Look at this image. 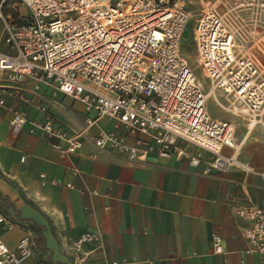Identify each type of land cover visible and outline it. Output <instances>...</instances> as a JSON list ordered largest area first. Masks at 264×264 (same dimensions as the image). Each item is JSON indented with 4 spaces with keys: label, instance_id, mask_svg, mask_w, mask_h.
I'll list each match as a JSON object with an SVG mask.
<instances>
[{
    "label": "built area",
    "instance_id": "built-area-1",
    "mask_svg": "<svg viewBox=\"0 0 264 264\" xmlns=\"http://www.w3.org/2000/svg\"><path fill=\"white\" fill-rule=\"evenodd\" d=\"M189 18L184 0H0V108L33 82L38 95L45 85L93 113L87 127L100 118L114 123L112 131L94 136L77 128L67 136L52 124L51 101L29 99L44 121L11 109L12 130L30 123L31 131L57 140L51 147L62 156L74 154L83 139L129 161L156 153L197 166L206 153L207 170L236 169L264 180V170L240 156L232 122L207 110V95L181 52ZM191 30L210 90L231 97V110L242 115L247 130L264 133V0H201ZM234 211L249 223L242 232L244 253L264 254V210L248 203ZM14 226L0 212V227ZM99 239L98 233L83 232L72 244L74 262L84 263V246ZM36 246L30 230L14 248L0 240V264H21ZM214 246L221 252L217 239Z\"/></svg>",
    "mask_w": 264,
    "mask_h": 264
},
{
    "label": "crops",
    "instance_id": "crops-1",
    "mask_svg": "<svg viewBox=\"0 0 264 264\" xmlns=\"http://www.w3.org/2000/svg\"><path fill=\"white\" fill-rule=\"evenodd\" d=\"M192 2L184 0L187 8ZM32 85L0 108V212L15 223L0 227V240L14 248L30 230L37 245L35 255L21 264H77L72 244L83 232L100 239L84 246L81 264H264V254L244 253L242 232L249 223L234 211L248 203L264 210V180L236 169L207 170L206 153L197 166L156 153L129 161L83 139L74 154L62 156L51 147L57 140L31 131L30 123L13 131L11 109L43 122L44 114L27 100H49L52 124L67 136L74 128L94 136L112 131L114 123L100 118L87 127L86 118L94 114H86L80 103L45 85L38 98ZM260 132L236 138L240 156L264 170V138L255 136Z\"/></svg>",
    "mask_w": 264,
    "mask_h": 264
},
{
    "label": "rangeland",
    "instance_id": "rangeland-1",
    "mask_svg": "<svg viewBox=\"0 0 264 264\" xmlns=\"http://www.w3.org/2000/svg\"><path fill=\"white\" fill-rule=\"evenodd\" d=\"M200 8H201L200 0H193L192 3L188 4L187 9L190 12V18L186 26V31L182 36L181 52L186 57L196 78L199 80L200 84L202 85V88L204 89L207 95L206 107L210 115L218 119H227L231 121L235 129V137L241 135L242 132L243 133L245 132L246 134L253 132V130H247L242 115L233 112L231 110V103L233 102L231 97L225 95L220 90H215V91L210 90L209 81L206 80L201 74V70L196 60L194 45L191 40V32H192L191 29L195 23V19L198 16V12ZM20 13L22 16L26 17L28 15V9L26 7H22ZM1 35H2V25L0 23V39H1ZM251 135L254 136L253 133ZM255 136H257L258 138L260 137L264 138V133L261 131L259 134H256ZM237 142L240 144L239 146H241V142L238 140Z\"/></svg>",
    "mask_w": 264,
    "mask_h": 264
}]
</instances>
